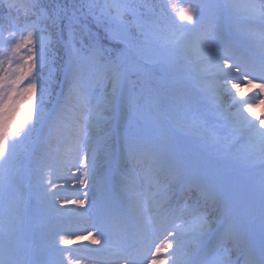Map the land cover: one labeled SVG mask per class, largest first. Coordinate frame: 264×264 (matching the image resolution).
<instances>
[{"label": "snow or ice", "instance_id": "1", "mask_svg": "<svg viewBox=\"0 0 264 264\" xmlns=\"http://www.w3.org/2000/svg\"><path fill=\"white\" fill-rule=\"evenodd\" d=\"M260 105L264 0H0V264H264Z\"/></svg>", "mask_w": 264, "mask_h": 264}, {"label": "rangeland", "instance_id": "2", "mask_svg": "<svg viewBox=\"0 0 264 264\" xmlns=\"http://www.w3.org/2000/svg\"><path fill=\"white\" fill-rule=\"evenodd\" d=\"M254 27L258 28V26H254ZM105 90H106V86L105 87H96L94 89V92H95V94H102ZM257 91H259V90L258 89L249 90L248 88H245V96L242 99L243 100L252 99L255 96ZM250 119L257 120V122H258V119H264V105H260V106L256 107L254 109V113L250 115ZM123 132H124L123 127L118 129V135H122ZM186 147L193 149V150L195 148V146L191 145V144L186 145ZM231 147H232L233 152L236 154H241L246 150V146H245L244 142H236V143L232 144ZM118 152L120 153V151H118ZM118 152H117V154H118ZM117 154H116V156H117ZM66 158L71 159V153H68ZM121 158L124 160L123 149H122V153H121ZM117 160H118V157L114 158L111 162H106L103 156L99 157V168H98L99 173L101 171V172H107L108 174H110L111 170L118 163ZM73 171H74V169H73ZM22 174H23V172L21 169V175ZM237 178H240V177L238 176ZM140 182L142 183V179ZM70 190L71 189H69L68 191H70ZM95 195H96V192L93 191V193H90V198H92V196H95ZM34 205H35L34 200L29 199L27 201V207H28L30 212L32 211ZM81 210L83 211L84 209H81ZM234 211H235V215H237L238 217L247 218V210H246V207L243 203L238 204ZM251 220H252L251 227L254 230V234H255V238H256L257 242H259L261 223H260V218H259L258 204H257V208L255 210L254 215L251 217ZM117 225H116V227H117ZM124 232H125V230L122 233L124 234ZM137 236L140 239V234H137ZM124 239H125V237H124ZM40 240H41V237L39 235V229L36 228L35 226H33L32 233L28 236V242L29 243H40ZM74 246H76V245L69 246V249L73 248ZM169 264H170V262H169Z\"/></svg>", "mask_w": 264, "mask_h": 264}, {"label": "bare ground", "instance_id": "3", "mask_svg": "<svg viewBox=\"0 0 264 264\" xmlns=\"http://www.w3.org/2000/svg\"><path fill=\"white\" fill-rule=\"evenodd\" d=\"M105 173H107V172H101V171H100V174H105ZM110 175L113 176V178H116V176L113 175L112 173H110ZM67 195L71 196V195H72V191H71V190L68 191V192H67ZM72 207H73V206H72ZM81 211H82V210H81ZM118 226H119V228H118L119 231L124 230V228L127 227V228L130 229V232H131V233H133V232H139L138 227H137V225H136V222H135L134 218L131 216V214L128 215V218H127V220H126L125 225L123 226V228H121V226H120L119 224H118ZM76 245H77V246H76L75 249H77V248H78V249H81V248H83V247H89V246H92V245L90 244V241H88V240L80 241V242H78Z\"/></svg>", "mask_w": 264, "mask_h": 264}]
</instances>
